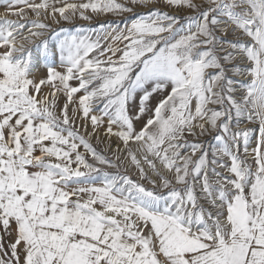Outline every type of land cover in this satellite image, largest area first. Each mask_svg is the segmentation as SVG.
<instances>
[{
    "label": "snow or ice",
    "instance_id": "1",
    "mask_svg": "<svg viewBox=\"0 0 264 264\" xmlns=\"http://www.w3.org/2000/svg\"><path fill=\"white\" fill-rule=\"evenodd\" d=\"M0 5V264H264V0Z\"/></svg>",
    "mask_w": 264,
    "mask_h": 264
},
{
    "label": "rangeland",
    "instance_id": "2",
    "mask_svg": "<svg viewBox=\"0 0 264 264\" xmlns=\"http://www.w3.org/2000/svg\"><path fill=\"white\" fill-rule=\"evenodd\" d=\"M36 2H39V0H36ZM68 2H78V0H68ZM5 8H6L5 5H0V15H3V14H4ZM138 11L143 12L144 10L141 9V10H138ZM10 18L15 19L16 17H10ZM29 18H30V19L33 18V17L31 16V14L29 15ZM117 19H118L117 17H113V16H111V15L103 16V17H99V18H97V21H94V22H93V25H92V26H93V27H98V22H111V21H114V20H117ZM76 23H77V25L88 26L87 22H85V21L77 20ZM61 27H67V25H61ZM70 30H74V29H70ZM44 74H45V72H44V70L42 69L41 72H40V75L42 76V75H44ZM71 83H72L73 85L76 84L75 81H72ZM44 91L47 92V91H49V89L45 88ZM78 95H79V94H78ZM62 102H63V97H61V103H62ZM69 112H70V114H71V106H70ZM97 114H98V113H97ZM77 122H78V123H83V121H80V120H78ZM137 127L139 128V125H137ZM105 129H106V118H105V125L101 126V127L97 130V134H98V136H99V138H100V141H102V142H98L97 139H96L95 137L92 138V143H93L94 146L97 147L98 150L104 149V150L107 151L108 138H107L106 135H105ZM88 130H89V131L92 130V129H91L90 122H89V124H88ZM202 139H206V140H208V141H211V137L202 138ZM111 143H112V145L115 146V145L118 143V140H117L115 137H112V138H111ZM107 154H108L109 156H111L112 153H111V152H108Z\"/></svg>",
    "mask_w": 264,
    "mask_h": 264
},
{
    "label": "bare ground",
    "instance_id": "3",
    "mask_svg": "<svg viewBox=\"0 0 264 264\" xmlns=\"http://www.w3.org/2000/svg\"><path fill=\"white\" fill-rule=\"evenodd\" d=\"M113 147H115V146L113 145Z\"/></svg>",
    "mask_w": 264,
    "mask_h": 264
}]
</instances>
